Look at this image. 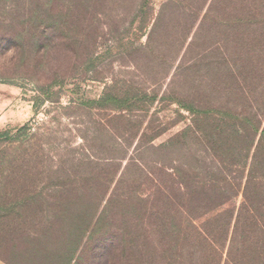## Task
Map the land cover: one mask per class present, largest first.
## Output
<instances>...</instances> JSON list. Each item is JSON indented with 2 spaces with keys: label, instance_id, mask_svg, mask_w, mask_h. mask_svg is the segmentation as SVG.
Wrapping results in <instances>:
<instances>
[{
  "label": "trees",
  "instance_id": "16d2710c",
  "mask_svg": "<svg viewBox=\"0 0 264 264\" xmlns=\"http://www.w3.org/2000/svg\"><path fill=\"white\" fill-rule=\"evenodd\" d=\"M89 2L117 15L149 8V0ZM76 5L61 0L62 30L81 15ZM165 14L181 19L174 21L181 36L162 34V44L183 48L166 85L176 105L171 126L182 121L181 128L158 144L141 141L137 149L152 148L153 159L111 156L77 184L32 194L23 186L14 205L40 216L0 226V261L264 264V0H167L149 23L146 46L161 24H172ZM60 49L71 55L70 45ZM111 101L117 96L108 92L98 100ZM25 129L4 138L29 142L18 139ZM38 155L1 159L0 182L26 183L28 169L38 175Z\"/></svg>",
  "mask_w": 264,
  "mask_h": 264
},
{
  "label": "rangeland",
  "instance_id": "374dc122",
  "mask_svg": "<svg viewBox=\"0 0 264 264\" xmlns=\"http://www.w3.org/2000/svg\"><path fill=\"white\" fill-rule=\"evenodd\" d=\"M75 1L74 14L81 15L62 30L61 0H0V162L37 149L32 165L40 174L28 169L26 183L0 182L1 228L12 217L40 216L14 205L23 186L32 194L77 184L111 156L153 159L152 148L137 149L141 141L158 144L183 124L171 126L176 105L166 92L183 48L162 44L166 31L170 39L181 34L174 22L180 17L165 14L163 22L172 24H161L166 31L158 29L146 46L149 23L167 0H149L144 15L133 8L117 15L103 5L89 6V0ZM66 44L71 55L61 54ZM104 92L117 101L100 104ZM24 124L18 139L29 142L10 145L4 136Z\"/></svg>",
  "mask_w": 264,
  "mask_h": 264
},
{
  "label": "crops",
  "instance_id": "0c3cea01",
  "mask_svg": "<svg viewBox=\"0 0 264 264\" xmlns=\"http://www.w3.org/2000/svg\"><path fill=\"white\" fill-rule=\"evenodd\" d=\"M0 264H5L4 262L0 261Z\"/></svg>",
  "mask_w": 264,
  "mask_h": 264
}]
</instances>
